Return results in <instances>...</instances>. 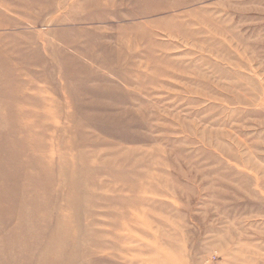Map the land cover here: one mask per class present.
I'll use <instances>...</instances> for the list:
<instances>
[{
    "label": "rangeland",
    "instance_id": "rangeland-1",
    "mask_svg": "<svg viewBox=\"0 0 264 264\" xmlns=\"http://www.w3.org/2000/svg\"><path fill=\"white\" fill-rule=\"evenodd\" d=\"M0 264H264V0H0Z\"/></svg>",
    "mask_w": 264,
    "mask_h": 264
}]
</instances>
